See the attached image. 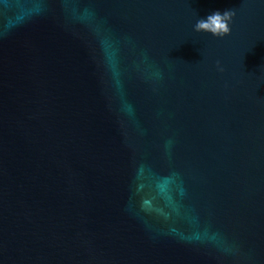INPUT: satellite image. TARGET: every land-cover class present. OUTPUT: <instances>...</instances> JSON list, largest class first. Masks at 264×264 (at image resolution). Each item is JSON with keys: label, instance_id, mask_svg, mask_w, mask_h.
I'll return each mask as SVG.
<instances>
[{"label": "water", "instance_id": "1", "mask_svg": "<svg viewBox=\"0 0 264 264\" xmlns=\"http://www.w3.org/2000/svg\"><path fill=\"white\" fill-rule=\"evenodd\" d=\"M0 264H264V0H0Z\"/></svg>", "mask_w": 264, "mask_h": 264}, {"label": "clouds", "instance_id": "2", "mask_svg": "<svg viewBox=\"0 0 264 264\" xmlns=\"http://www.w3.org/2000/svg\"><path fill=\"white\" fill-rule=\"evenodd\" d=\"M236 13L234 10L216 11L204 19H198L195 31L198 33H210L215 37H225L231 34V23Z\"/></svg>", "mask_w": 264, "mask_h": 264}]
</instances>
